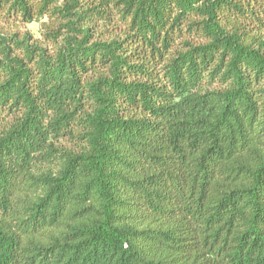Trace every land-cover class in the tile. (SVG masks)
Wrapping results in <instances>:
<instances>
[{
    "label": "trees",
    "instance_id": "1",
    "mask_svg": "<svg viewBox=\"0 0 264 264\" xmlns=\"http://www.w3.org/2000/svg\"><path fill=\"white\" fill-rule=\"evenodd\" d=\"M0 264H264V0H0Z\"/></svg>",
    "mask_w": 264,
    "mask_h": 264
},
{
    "label": "rangeland",
    "instance_id": "2",
    "mask_svg": "<svg viewBox=\"0 0 264 264\" xmlns=\"http://www.w3.org/2000/svg\"><path fill=\"white\" fill-rule=\"evenodd\" d=\"M22 31L31 33L32 35H37L39 32V25L38 23H33L29 26L23 27Z\"/></svg>",
    "mask_w": 264,
    "mask_h": 264
}]
</instances>
